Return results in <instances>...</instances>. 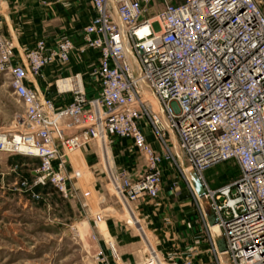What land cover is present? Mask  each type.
I'll use <instances>...</instances> for the list:
<instances>
[{
    "label": "built area",
    "instance_id": "obj_1",
    "mask_svg": "<svg viewBox=\"0 0 264 264\" xmlns=\"http://www.w3.org/2000/svg\"><path fill=\"white\" fill-rule=\"evenodd\" d=\"M88 1L95 15L79 51L97 55L87 69L54 80L69 99L63 106L28 81L69 63L75 40L63 35L19 45L2 33L0 17V72L24 105L22 129L1 147L39 158L35 185L53 184L69 197L81 178L72 153L95 141L107 148L108 133L131 140L146 155V173L133 179L115 169L107 178L136 219L132 204L159 196L163 160L173 159L187 181L180 153L202 178L234 160L240 169L234 180L216 190L204 180L226 251L219 256L208 226L206 244L216 264H228L225 253L231 264H264V0H165L155 18H144L148 0ZM148 126L166 152L152 146ZM97 182L95 176L99 193ZM197 242L166 255L150 249L140 264H199Z\"/></svg>",
    "mask_w": 264,
    "mask_h": 264
},
{
    "label": "rangeland",
    "instance_id": "obj_2",
    "mask_svg": "<svg viewBox=\"0 0 264 264\" xmlns=\"http://www.w3.org/2000/svg\"><path fill=\"white\" fill-rule=\"evenodd\" d=\"M170 1L178 3L182 0ZM165 2L146 1L148 4L144 18L157 17ZM5 14V9L2 10L0 5L3 34ZM12 90L9 76L0 72V137L9 138L22 129L24 105ZM147 133L153 137L154 141L151 144L156 151L164 153L166 149L163 143L149 126ZM172 138L173 136L168 133L167 144L175 155ZM107 143L109 156L118 172L133 179L146 173V155L137 149L131 140L108 133ZM1 145L2 142H0V264H140L148 256L149 250L154 248L160 254L166 255L162 250V244H159L162 240H159L158 234L150 227L145 215L136 214L150 236L152 245L139 230L138 224L127 223L130 215L127 207L109 184L107 178L109 170L103 159L101 142H92L82 149L87 168L95 172L94 176L98 181L99 196L96 199L90 195L91 187L88 181L84 183L81 179L71 184L72 194L69 197H64L53 184L35 185L33 171L39 166L40 159L3 148ZM180 154L184 166L189 167L191 164L188 159ZM165 162L167 168L163 166ZM163 163L162 183L164 176L167 175L166 169L173 173L164 191L166 194H175L172 201L174 208L170 209V211L173 209V212L169 213L174 216L177 227L179 221L183 219L182 227L186 229L184 234L182 229L176 232L178 244H175L172 250H182L185 245L198 241L197 244L202 250L201 257H198L199 264H216L213 250L206 244L209 240V225L202 206L205 205L211 221L217 222L218 225V215L213 208L212 199L203 194L202 200H199L195 185H191L189 179L188 181L185 179L173 159H165ZM74 166L78 168L77 164ZM239 170L236 161L227 160L205 170L203 178L191 167L188 172L196 178V186L199 181L202 190L207 194L206 183L212 190H216L234 180L239 175ZM162 191L161 185L160 193ZM109 198L112 200L109 201ZM196 235H204L206 239L203 240V236L201 240H196ZM222 238L224 239L223 236ZM111 239L116 247L113 249L117 250L120 260L115 259L111 250L109 245L112 243ZM213 239L215 240L214 235ZM224 258L231 264L229 254L225 253Z\"/></svg>",
    "mask_w": 264,
    "mask_h": 264
},
{
    "label": "crops",
    "instance_id": "obj_3",
    "mask_svg": "<svg viewBox=\"0 0 264 264\" xmlns=\"http://www.w3.org/2000/svg\"><path fill=\"white\" fill-rule=\"evenodd\" d=\"M0 5L2 10L5 9L6 11L5 18L3 17L2 30L4 34L13 38L19 45L31 46L39 38L55 40L63 35L75 40L76 49L72 52L69 63L63 66L50 65L43 70V76L28 81L29 85H32L35 89L51 96L58 106L66 105L69 99L67 96L59 95L56 92L54 80L61 75H69L87 69L91 60L97 55L92 50L83 53L79 51L83 29L95 15L93 5L88 0H0ZM148 140L150 142L154 141L151 135L148 136ZM102 145L103 159L111 173L115 171L114 162L109 156V149L105 148L103 141ZM73 162L81 170V181H84V183L88 181V184L93 188V190L89 189L90 195L96 199L99 194L93 186L95 176L87 168V162L81 150L74 155ZM163 166L167 168L166 162L163 163ZM165 173L167 175L163 178V191L159 197L153 200L137 201L133 203L132 207L136 214L146 216L150 227L158 234L159 240H162L159 241V244H162V250L167 253L172 250L175 244H178L176 232L182 229L184 234L186 229L182 227L183 219L179 221V227H177L174 216L169 213L173 212V209L171 211L170 209L174 208L172 201H174L175 194H166L164 191L167 189V184L170 182L169 178L173 176V173L169 169H166ZM109 184L115 190L113 184ZM111 200L109 198V201ZM127 212L130 215L129 220L140 226L139 230L150 243V236L140 223L139 218H133L129 207H127ZM210 232L212 236L213 233L211 230ZM111 242L110 245L116 248L113 239H111ZM150 245H152V242Z\"/></svg>",
    "mask_w": 264,
    "mask_h": 264
},
{
    "label": "bare ground",
    "instance_id": "obj_4",
    "mask_svg": "<svg viewBox=\"0 0 264 264\" xmlns=\"http://www.w3.org/2000/svg\"><path fill=\"white\" fill-rule=\"evenodd\" d=\"M145 30V28H142L141 29V31H144ZM6 136V135H5ZM7 138V137H6ZM5 137H0V142H2V143H4V145H5V147L6 146H8L9 144H8V138L6 139ZM26 148L27 147H25L24 145H22L21 146V149L22 150H26ZM175 149L176 150H178L177 149V146L175 147ZM78 151H80V150H77L76 152H74V153H72L71 154V159H73V157H74V155L78 152ZM192 168L193 170H194V168L190 165L189 167H187L186 169H184L185 170V175H186V177H187V179H189V181H190V183H192V184H194L195 186L194 187H196L195 188V190H197V194L200 196L199 198V200H202L201 199V196L204 194V196H205V192L202 190V188H201V186L199 185V181H198V184H197V186H196V181H195V179L196 178H194V176L192 175V174H190L189 175V172H188V169L189 168ZM191 184V185H192ZM91 187V186H90ZM91 189L93 190V188L91 187ZM196 192V191H195ZM202 206H203V208H204V212H203V214L205 213L206 215H207V222H208V225H209V227H210V229H211V231H212V236L214 235V237H215V240L213 239V241H214V244H215V247L218 249V252H219V256L220 257H222L221 256V254L226 250V247L224 246L225 245V242H224V239L222 238V236H223V234H222V231H221V228H220V225H219V222H218V225H216L217 224V222H215V221H211V217H210V214L208 213V211L206 210V207H205V205H203L202 204ZM205 216V215H204ZM134 218V217H133ZM131 222V221H130ZM131 224H133L132 222H131ZM213 238V237H212Z\"/></svg>",
    "mask_w": 264,
    "mask_h": 264
}]
</instances>
